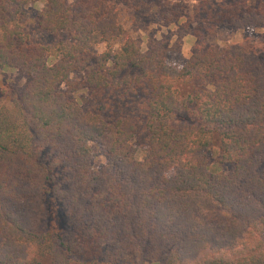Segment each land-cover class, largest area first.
Masks as SVG:
<instances>
[{
	"label": "trees",
	"instance_id": "1",
	"mask_svg": "<svg viewBox=\"0 0 264 264\" xmlns=\"http://www.w3.org/2000/svg\"><path fill=\"white\" fill-rule=\"evenodd\" d=\"M37 1L0 2V67L28 76L0 90V264H264V50L202 41L179 65L122 39L109 0H45L40 27L68 39L32 43ZM193 17L196 36L262 26L264 0Z\"/></svg>",
	"mask_w": 264,
	"mask_h": 264
},
{
	"label": "rangeland",
	"instance_id": "2",
	"mask_svg": "<svg viewBox=\"0 0 264 264\" xmlns=\"http://www.w3.org/2000/svg\"><path fill=\"white\" fill-rule=\"evenodd\" d=\"M109 2L118 10L119 22L125 29L122 39L134 38L143 50H146L151 44L157 43L163 48L165 56L179 65L185 63L192 56L195 47L202 41L210 43L215 40L216 44L221 47L228 44H240L255 51L264 50V25L243 28L226 26L217 29L214 36L208 37L204 34L196 36L192 30L197 24L193 17L194 5L197 0H109ZM45 6L46 1L39 0L27 3L22 9L20 20L29 39L32 43L45 45H54L60 40H67V31L56 34L40 27L38 15ZM185 15L188 17H184ZM170 16H172L171 19ZM168 18L173 22H169ZM186 25L190 26L191 32L179 37L178 33L184 31ZM93 43L99 50H104L107 47L99 35L95 36ZM27 81V75L0 67V90L6 85L21 86ZM65 88L66 86L62 87V89ZM79 94L82 97L88 96V93L84 91L78 95L76 93V96ZM82 103L86 105V102ZM138 142L137 157L143 159V144L142 141ZM92 148L94 166L101 168L105 163V158L97 143L93 142ZM208 158L210 167L216 168L218 156L215 148L208 150ZM221 168L224 171H229L231 165H222ZM65 221L68 223V218L65 217ZM145 264H163V259Z\"/></svg>",
	"mask_w": 264,
	"mask_h": 264
}]
</instances>
